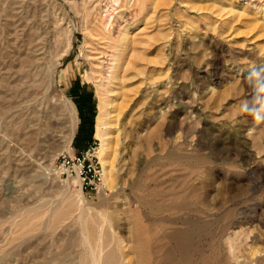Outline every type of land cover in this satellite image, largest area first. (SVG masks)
<instances>
[{
  "label": "rangeland",
  "instance_id": "374dc122",
  "mask_svg": "<svg viewBox=\"0 0 264 264\" xmlns=\"http://www.w3.org/2000/svg\"><path fill=\"white\" fill-rule=\"evenodd\" d=\"M48 47L55 89L30 67ZM41 87L74 105L68 147ZM89 145L104 196L50 172ZM90 246L97 264H264V0H0V264H92Z\"/></svg>",
  "mask_w": 264,
  "mask_h": 264
},
{
  "label": "bare ground",
  "instance_id": "6f19581e",
  "mask_svg": "<svg viewBox=\"0 0 264 264\" xmlns=\"http://www.w3.org/2000/svg\"><path fill=\"white\" fill-rule=\"evenodd\" d=\"M77 29V28H76ZM19 38V37H18ZM51 45H49V47H50ZM70 46V45H69ZM49 47H48V49L46 50V51H44V52H41L39 55L40 56H38V61L36 62V63H34V64H31L30 62V67H33V69L38 73V76H39V79H40V81H42V79L46 76V77H48V78H51V82H52V87L55 89V78L53 77V74H54V71H55V69H56V65H57V63H55L54 61H53V59H52V57H51V52L49 51ZM65 50V49H64ZM36 54H38V53H36ZM57 54V53H56ZM60 57V56H59ZM99 61H100V58H99ZM59 62V61H58ZM101 63H102V60H101ZM19 65V64H18ZM23 65H25V64H22V66ZM103 65V64H102ZM17 66V65H16ZM20 66V65H19ZM29 66V65H28ZM24 67V66H23ZM26 67H27V65H26ZM24 70V69H23ZM16 73V72H15ZM22 73V72H21ZM20 73V74H21ZM12 74V73H11ZM11 74H10V76H11ZM17 74V73H16ZM20 74H18L19 76H20ZM52 75V76H51ZM12 77V76H11ZM11 80V79H10ZM16 80V79H15ZM49 80V79H48ZM9 81V80H8ZM17 81V80H16ZM44 81H45V79H44ZM50 82V81H49ZM9 83H11L10 81H9ZM44 87V86H43ZM51 87V88H52ZM42 88V87H41ZM57 89V88H56ZM48 90V89H47ZM52 92V91H51ZM50 92V93H51ZM48 93V92H47ZM46 92H44L43 91V88H42V90L40 91V95H41V100L43 101V108H44V112L46 113L45 115H44V119H48V111H50V108H54V106H56V107H59L61 110H62V113L65 115V117H66V115H67V118H66V121L68 122V129H67V131H66V134H65V137L67 138V142H66V146L65 147H68L69 146V144H70V141H71V139H72V134H73V129H74V126H75V109H74V105H73V103L69 100V99H67L63 94H61V93H56V94H52L51 96L50 95H48ZM60 110V111H61ZM106 109H105V107H104V105H101L100 106V108H99V113L97 114V116H96V124H95V134L97 135V136H99L100 138H101V141H102V144H104L105 143V140H106V136H107V131L106 130H104V129H101L102 128V126H103V113H104V111H105ZM59 111V110H58ZM30 115H33L32 114V112H29V113H26L25 114V117H27L28 116V118H30V120L32 121L31 123H30V125H35V126H38L39 125V122H41L40 121V119L38 118V119H35L34 117H29ZM51 116H53V114L51 115ZM27 118V119H28ZM34 118V119H33ZM105 118V117H104ZM43 119V118H42ZM45 121V123H46V120H44ZM43 121V122H44ZM50 122V121H49ZM54 136V135H53ZM102 144H101V147H103L102 146ZM101 149H103V148H101ZM105 159V158H104ZM103 158H102V164H103V166H105V169H106V162H105V160H104ZM30 161V160H29ZM37 162H39V161H37ZM36 162V163H37ZM40 163V162H39ZM34 164V163H33ZM37 165H38V167H40L41 165H39L38 163H37ZM45 165V164H44ZM38 167H36V168H38ZM45 167V166H44ZM46 168V167H45ZM40 169H42V168H40ZM39 169V170H40ZM44 169V168H43ZM43 172V171H42ZM38 173V172H37ZM107 170H106V178H108L107 177ZM41 175V174H40ZM48 177V176H47ZM108 181H109V178H108ZM104 196V195H103ZM27 203H25V204H23V205H26ZM93 225V224H92ZM144 225H142V228H144L143 227ZM90 229V228H89ZM94 228H92V230H93ZM99 229V228H98ZM111 229V228H110ZM145 229H147V228H145ZM88 230V229H87ZM112 230V229H111ZM134 230V231H133ZM131 232H130V234L132 233V235H130V237L132 238L133 236L135 237V246H133V252H135V250H137V252L138 251H140L139 250V248L140 247H142V249H143V246L145 245V246H147L148 244H144V243H147L146 241L145 242H143V240H145L143 237H141L142 236V234L140 235V233H141V228H135V229H133ZM144 230V229H143ZM89 231V230H88ZM100 231V230H99ZM98 231V232H99ZM94 232V231H93ZM97 232V233H98ZM114 233V232H113ZM128 234V233H127ZM148 234V233H147ZM99 235V234H98ZM145 235V234H144ZM143 235V236H144ZM104 236H105V234H104ZM107 236L109 237V235L107 234ZM113 236V235H112ZM148 236V235H147ZM87 237V236H86ZM119 237V236H118ZM96 238H98V237H96ZM143 238V239H142ZM110 239V238H109ZM109 239H108V241H109ZM121 238H119V240H120ZM148 239V238H147ZM81 240V239H80ZM128 240V239H127ZM98 241V240H97ZM107 241V242H108ZM106 242V243H107ZM148 242H149V240H148ZM125 243V242H124ZM134 243V242H133ZM123 244V241H122V243H121V245ZM87 245H88V242H87ZM97 245H98V243H97ZM116 246V245H115ZM149 246V245H148ZM123 247H125V246H123ZM135 247V248H134ZM118 249V248H117ZM123 249V248H122ZM121 249V250H122ZM142 249H141V251H142ZM88 250V249H87ZM146 250H148V249H146ZM123 251V250H122ZM145 251V250H144ZM89 257L91 258V260H93L92 261V264H97L98 262H97V260H96V256H94V249H93V247H89ZM127 252V251H126ZM146 252V254H147V251H145ZM148 252H149V250H148ZM124 254H125V252H124ZM135 254V253H134ZM146 254H144L143 252H141L140 254H139V260L141 261V264H149V263H151L152 262V259H151V257H150V255H146ZM150 254V253H149ZM137 256V255H136ZM124 257H126V254H125V256ZM131 257V256H130ZM127 258V257H126ZM124 259V258H123ZM128 259V258H127ZM126 259V260H127ZM104 260H105V264H117V261H116V253H115V250L114 249H110L108 252H107V254L105 255V257H104ZM139 261V262H140ZM128 262V261H127Z\"/></svg>",
  "mask_w": 264,
  "mask_h": 264
},
{
  "label": "built area",
  "instance_id": "2783aa9c",
  "mask_svg": "<svg viewBox=\"0 0 264 264\" xmlns=\"http://www.w3.org/2000/svg\"><path fill=\"white\" fill-rule=\"evenodd\" d=\"M50 172L58 177L76 179L80 190L91 196L104 195L107 192L103 183V171L92 145L77 153L59 152L50 167Z\"/></svg>",
  "mask_w": 264,
  "mask_h": 264
},
{
  "label": "trees",
  "instance_id": "16d2710c",
  "mask_svg": "<svg viewBox=\"0 0 264 264\" xmlns=\"http://www.w3.org/2000/svg\"><path fill=\"white\" fill-rule=\"evenodd\" d=\"M85 98H81L78 100V108L80 110V117L81 122L77 131L76 135V142L77 143H85L91 140L93 134V116H94V109L93 107L90 110V114L88 116L82 115V110L85 105Z\"/></svg>",
  "mask_w": 264,
  "mask_h": 264
}]
</instances>
